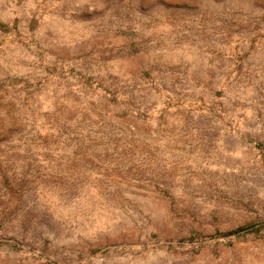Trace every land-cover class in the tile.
Masks as SVG:
<instances>
[{
	"label": "rangeland",
	"instance_id": "obj_1",
	"mask_svg": "<svg viewBox=\"0 0 264 264\" xmlns=\"http://www.w3.org/2000/svg\"><path fill=\"white\" fill-rule=\"evenodd\" d=\"M0 264H264V0H0Z\"/></svg>",
	"mask_w": 264,
	"mask_h": 264
}]
</instances>
